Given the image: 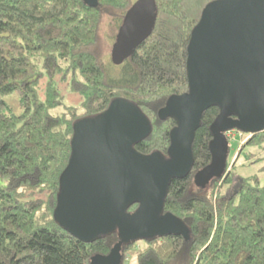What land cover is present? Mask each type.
Returning <instances> with one entry per match:
<instances>
[{
    "label": "trees",
    "instance_id": "16d2710c",
    "mask_svg": "<svg viewBox=\"0 0 264 264\" xmlns=\"http://www.w3.org/2000/svg\"><path fill=\"white\" fill-rule=\"evenodd\" d=\"M155 1V26L113 77L102 26L107 19L115 41L133 0H0V264H90L119 240L114 232L83 241L54 211L75 122L113 100L135 103L149 119L150 134L134 145L139 152L168 154L176 120L159 110L171 95L189 90L191 33L213 0ZM63 81L77 104L64 101ZM12 93L20 113L6 99ZM218 113L217 105L204 110L192 170L172 178L165 199V211L183 219L189 233L141 239L137 248V240L123 243L120 264H264V181L234 174L235 162L206 182L195 177L211 161L210 125ZM243 135L240 151L264 148V129Z\"/></svg>",
    "mask_w": 264,
    "mask_h": 264
},
{
    "label": "water",
    "instance_id": "95a60500",
    "mask_svg": "<svg viewBox=\"0 0 264 264\" xmlns=\"http://www.w3.org/2000/svg\"><path fill=\"white\" fill-rule=\"evenodd\" d=\"M156 18L155 0L132 3L112 46L115 63L151 33ZM186 65L189 90L171 95L159 110L176 120L167 155L135 148L151 124L129 100L117 98L102 113L74 124L54 217L83 241L114 232L119 237L107 255L93 256L90 264H120L123 243L189 233L185 221L165 211L164 204L172 178L192 170L193 140L206 108L217 105L219 113L210 125L211 161L195 174L204 182L226 171L228 131L264 129V0L206 4L191 33ZM132 203L139 205L130 212Z\"/></svg>",
    "mask_w": 264,
    "mask_h": 264
},
{
    "label": "rangeland",
    "instance_id": "374dc122",
    "mask_svg": "<svg viewBox=\"0 0 264 264\" xmlns=\"http://www.w3.org/2000/svg\"><path fill=\"white\" fill-rule=\"evenodd\" d=\"M136 1V0H133ZM102 35L105 39V59L108 65H110L111 74L113 77H118L121 69V63H115L111 57V48L114 42L112 37L107 35V19H105L102 26ZM60 89L64 96V101L69 104H77L78 97L73 94L68 85L63 81L60 83ZM6 99L12 105L14 111L16 113H20L22 111L21 106L17 101L16 94H9L6 96ZM229 133V165L227 169L231 168L232 164L235 162V166L233 167V172L239 176H251L257 175L260 177L262 181H264V148L262 147H253L251 145H246L243 150H239L241 145L245 141V137L243 132L238 130H230ZM250 136V135H249ZM248 136V137H249ZM253 152L254 155H250V152ZM136 248L142 247L143 241L137 240ZM136 248L128 252V258L131 259L132 254L136 251Z\"/></svg>",
    "mask_w": 264,
    "mask_h": 264
},
{
    "label": "built area",
    "instance_id": "2783aa9c",
    "mask_svg": "<svg viewBox=\"0 0 264 264\" xmlns=\"http://www.w3.org/2000/svg\"><path fill=\"white\" fill-rule=\"evenodd\" d=\"M227 136L229 137V133H227Z\"/></svg>",
    "mask_w": 264,
    "mask_h": 264
}]
</instances>
